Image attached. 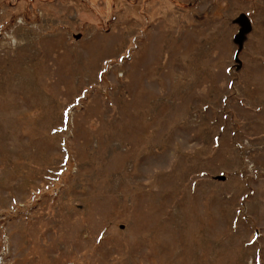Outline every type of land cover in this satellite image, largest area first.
Instances as JSON below:
<instances>
[{
    "label": "rangeland",
    "instance_id": "obj_1",
    "mask_svg": "<svg viewBox=\"0 0 264 264\" xmlns=\"http://www.w3.org/2000/svg\"><path fill=\"white\" fill-rule=\"evenodd\" d=\"M0 264H264V0H0Z\"/></svg>",
    "mask_w": 264,
    "mask_h": 264
},
{
    "label": "water",
    "instance_id": "obj_2",
    "mask_svg": "<svg viewBox=\"0 0 264 264\" xmlns=\"http://www.w3.org/2000/svg\"><path fill=\"white\" fill-rule=\"evenodd\" d=\"M234 20L239 25L238 31L234 34L233 37L234 42L237 44V50L234 56V58L237 60L238 52L242 48L245 35L251 30V21L244 12L238 14V16Z\"/></svg>",
    "mask_w": 264,
    "mask_h": 264
}]
</instances>
